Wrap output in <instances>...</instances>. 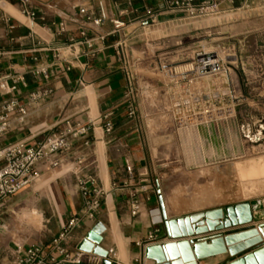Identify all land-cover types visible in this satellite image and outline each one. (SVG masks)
I'll list each match as a JSON object with an SVG mask.
<instances>
[{
	"label": "crops",
	"instance_id": "0c3cea01",
	"mask_svg": "<svg viewBox=\"0 0 264 264\" xmlns=\"http://www.w3.org/2000/svg\"><path fill=\"white\" fill-rule=\"evenodd\" d=\"M0 4V76H25L28 86L22 87L17 96L29 111L24 125H13L7 134L0 137V149L17 141L38 144L62 129L67 122L87 123L92 120L95 126L89 136L90 146L79 140L74 149L77 154H87L89 161L93 162L88 170L97 175L106 192L96 220H85L75 228L67 246L71 251H77L78 243L88 231L97 222H102L105 229L101 246L107 251L113 249L116 254L111 264H155L145 257V248L169 241L167 237L161 238L162 227L153 225L149 214L150 209L159 206V188L149 192L151 200L145 204L141 214L133 216L127 191L112 188V183L127 177L128 165L136 174H149L151 169L149 146L140 131L137 116L130 119L126 114L127 106L133 101L134 78V60L129 58L128 42L138 32L137 27L141 25L139 17L145 8H151L158 14L159 24L177 22V15L166 11L164 0H0ZM27 11L35 12L36 16L31 18ZM87 14H91L92 19H102V23L94 25L92 19H87ZM116 20L123 21L124 26L115 29L113 21ZM61 22L65 23L66 31L58 35ZM82 28L87 30L88 37L97 38L93 46L82 42ZM101 36L104 38L100 39ZM56 41L72 44L70 50L62 53L65 59L57 61L51 52H40L39 60H33V50L51 46ZM35 66H48L50 77L35 76L32 73ZM67 66H70L69 70H65ZM46 89L51 92L36 101L30 100L31 92ZM106 112H113L114 117L110 133H106L100 124V118ZM72 168L71 163L51 170L43 167L42 188L46 190L59 228L37 241L19 245L39 242L48 247L69 218L82 213L85 200L77 189ZM248 202L254 215L249 227L258 226L264 222V202ZM216 207L224 205L213 208ZM184 215L187 214L170 215L167 212L169 218ZM3 236L1 227L2 249L18 245ZM198 236L202 235L192 238ZM46 250L50 255L51 251ZM88 255L95 256L92 253ZM228 256V253H219L198 260V264H221ZM82 264H104V259L100 262L85 260Z\"/></svg>",
	"mask_w": 264,
	"mask_h": 264
},
{
	"label": "rangeland",
	"instance_id": "374dc122",
	"mask_svg": "<svg viewBox=\"0 0 264 264\" xmlns=\"http://www.w3.org/2000/svg\"><path fill=\"white\" fill-rule=\"evenodd\" d=\"M137 29L127 47L132 103L149 146V178L168 214L263 200L264 178L247 174L264 164V17L241 10ZM200 50L223 64L190 83L182 72ZM42 181L9 198L5 240L23 244L57 232Z\"/></svg>",
	"mask_w": 264,
	"mask_h": 264
},
{
	"label": "built area",
	"instance_id": "2783aa9c",
	"mask_svg": "<svg viewBox=\"0 0 264 264\" xmlns=\"http://www.w3.org/2000/svg\"><path fill=\"white\" fill-rule=\"evenodd\" d=\"M166 11L177 15V22H199L219 15L241 11L249 16L264 17V0H164ZM83 13L85 10H81ZM34 18L36 13L26 12ZM87 19H92L87 14ZM139 21L143 25L155 26L159 24L158 14L151 8H145L140 14ZM94 25H100L102 19L93 18ZM115 29L124 26L123 21H113ZM66 31L65 23L59 25L58 35ZM82 42L89 47L97 38L87 36V30L81 29ZM103 39L104 37H99ZM72 44L56 41L51 46L33 50V60H39L40 52H51L55 60L65 59L64 50H70ZM214 52L200 50L195 53L191 64V70L182 73V79L189 77V82L197 80L204 74L215 75L220 70L223 61ZM122 56V55H121ZM216 59L215 64H206L208 60ZM70 66L65 67L69 70ZM35 76L48 79L50 70L48 66H35L32 69ZM132 81V77L130 78ZM28 83L23 74H6L0 76V137L7 134L13 125L22 126L26 123L29 111L26 105L20 102L17 96L22 87ZM51 90H37L31 92L30 100L36 101ZM7 97V98H6ZM126 114L133 119L137 116V110L133 103L127 106ZM100 124L106 133H110L114 127L113 112H106L100 118ZM95 123L90 120L87 123L67 122L65 126L52 133L44 141L38 144H30L26 141H17L0 149V229L2 227V213L7 206L10 197L30 187L43 175V167L47 170L56 169L68 163L73 164L72 172L75 174V184L78 191L84 197L85 204L81 214L69 218L61 231L50 242L49 246H43L39 242H33L27 246L15 245L12 248L2 249L0 246V264H82L85 260L100 262L103 258L77 250L71 251L67 246V240L71 232L79 227L85 220L94 222L102 208L105 189L99 184L98 177L88 170L93 164L87 154L76 153L75 143L84 141V145L90 146L89 136L94 131ZM127 177L121 182H113L112 188L127 191L131 214L137 216L145 208V204L151 200L149 192L155 188L151 184L149 174H136L132 166H127ZM46 249L51 252L48 255ZM111 262L116 258L113 249L108 250Z\"/></svg>",
	"mask_w": 264,
	"mask_h": 264
},
{
	"label": "water",
	"instance_id": "95a60500",
	"mask_svg": "<svg viewBox=\"0 0 264 264\" xmlns=\"http://www.w3.org/2000/svg\"><path fill=\"white\" fill-rule=\"evenodd\" d=\"M158 193L159 206L150 209L149 214L152 224L162 227L161 238L167 237L169 241L148 245L144 251L146 258L155 264H198V260L228 253L221 264H264V222L249 227L254 219L250 202L169 218L159 189ZM104 229L102 222H97L77 249L111 264L108 251L101 246ZM194 235L202 236L192 238Z\"/></svg>",
	"mask_w": 264,
	"mask_h": 264
},
{
	"label": "bare ground",
	"instance_id": "6f19581e",
	"mask_svg": "<svg viewBox=\"0 0 264 264\" xmlns=\"http://www.w3.org/2000/svg\"><path fill=\"white\" fill-rule=\"evenodd\" d=\"M216 55H218V54H216ZM219 56V55H218ZM220 57V56H219ZM217 62V60L216 59H210V60H208L207 61V63L206 64H215ZM186 65H188V64H186ZM186 65H185V69L184 70H186ZM191 65V64H190ZM190 70H191V68H190ZM220 70L218 69V70H216V72H219ZM204 75H208V74H204ZM253 167L251 168V172L249 173V174H247L248 176H250V177H261V178H264V164L263 163H261V164H259L258 166L257 165H252ZM240 176H242V178L243 177H245V175L243 174V173H241L240 174ZM249 177V178H250ZM240 180H241V178H240ZM239 180V181H240ZM248 180V179H247ZM250 181V180H249ZM255 182V181H254ZM246 183V182H245ZM248 183V182H247ZM251 183H253V180H252V182ZM259 183V182H258ZM241 184V183H240ZM254 184H256L257 185V182L256 183H254ZM253 185V184H252ZM256 185H255V187H256ZM261 185V184H260ZM242 186V185H241ZM245 186V185H244ZM243 188V187H242ZM254 188V187H253ZM257 188H259V187H257ZM256 188V189H257ZM264 188V187H263ZM247 190V189H246ZM245 190V191H246ZM250 191V190H249ZM245 194V193H244ZM263 202H264V199H263ZM197 204L199 203L198 201L196 202Z\"/></svg>",
	"mask_w": 264,
	"mask_h": 264
}]
</instances>
